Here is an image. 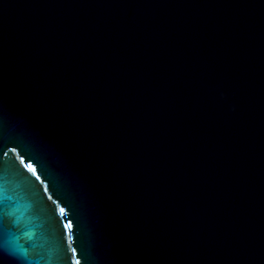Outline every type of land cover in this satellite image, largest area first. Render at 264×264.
I'll return each instance as SVG.
<instances>
[{
	"label": "water",
	"instance_id": "95a60500",
	"mask_svg": "<svg viewBox=\"0 0 264 264\" xmlns=\"http://www.w3.org/2000/svg\"><path fill=\"white\" fill-rule=\"evenodd\" d=\"M0 140V264H264V0H0Z\"/></svg>",
	"mask_w": 264,
	"mask_h": 264
},
{
	"label": "snow or ice",
	"instance_id": "6c2138e0",
	"mask_svg": "<svg viewBox=\"0 0 264 264\" xmlns=\"http://www.w3.org/2000/svg\"><path fill=\"white\" fill-rule=\"evenodd\" d=\"M6 144H3V141L0 140V147H6ZM12 151H15V149H12ZM3 155L6 157L8 155L7 152H4ZM30 169H32L33 172H35V169L32 167L31 164L28 165ZM0 181H2V178H0ZM11 201V197L7 194V188L5 187L3 182H0V203H8ZM63 212V209H61ZM79 264V262H77Z\"/></svg>",
	"mask_w": 264,
	"mask_h": 264
}]
</instances>
